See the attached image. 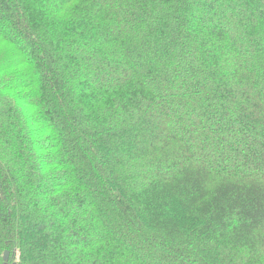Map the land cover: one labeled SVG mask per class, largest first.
I'll list each match as a JSON object with an SVG mask.
<instances>
[{"label":"trees","instance_id":"trees-1","mask_svg":"<svg viewBox=\"0 0 264 264\" xmlns=\"http://www.w3.org/2000/svg\"><path fill=\"white\" fill-rule=\"evenodd\" d=\"M0 264H264V0H0Z\"/></svg>","mask_w":264,"mask_h":264},{"label":"rangeland","instance_id":"rangeland-1","mask_svg":"<svg viewBox=\"0 0 264 264\" xmlns=\"http://www.w3.org/2000/svg\"><path fill=\"white\" fill-rule=\"evenodd\" d=\"M7 44H3L2 45V50L4 51H7L8 50V47L6 46ZM21 92V91H20ZM15 134V133H14ZM180 224H181V221H180ZM19 229L22 231V222L20 221L19 223ZM32 250L34 251L36 257H40L41 256V252H42V246L40 245V241L39 240H34V243H33V246L31 247ZM32 253V252H31ZM5 258V257H4ZM11 258V252H10V255H9V259ZM8 259V260H9Z\"/></svg>","mask_w":264,"mask_h":264},{"label":"water","instance_id":"water-1","mask_svg":"<svg viewBox=\"0 0 264 264\" xmlns=\"http://www.w3.org/2000/svg\"><path fill=\"white\" fill-rule=\"evenodd\" d=\"M9 255H10V252L7 251V252L5 253V260H8V259H9Z\"/></svg>","mask_w":264,"mask_h":264}]
</instances>
